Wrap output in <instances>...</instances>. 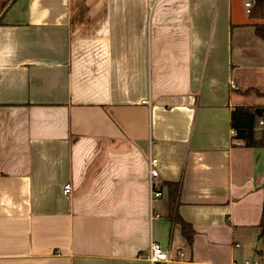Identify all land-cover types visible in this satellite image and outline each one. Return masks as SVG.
I'll return each mask as SVG.
<instances>
[{"label": "crops", "instance_id": "obj_1", "mask_svg": "<svg viewBox=\"0 0 264 264\" xmlns=\"http://www.w3.org/2000/svg\"><path fill=\"white\" fill-rule=\"evenodd\" d=\"M246 1L0 0V264H264V149L231 127L264 106Z\"/></svg>", "mask_w": 264, "mask_h": 264}, {"label": "trees", "instance_id": "obj_2", "mask_svg": "<svg viewBox=\"0 0 264 264\" xmlns=\"http://www.w3.org/2000/svg\"><path fill=\"white\" fill-rule=\"evenodd\" d=\"M252 18L262 19L264 18V0H257L256 4L250 12ZM255 34L264 40V23L254 24ZM254 91L259 96H264V93L255 89H248L244 93H250ZM262 108L263 112L261 117L257 115L256 110ZM264 123V106L260 105H236L231 111V127L234 130L233 138L238 141H242L247 147L252 148H264V125L259 127V121ZM161 187L164 190L168 188V203L169 211L173 220L181 224L182 233L189 243L194 239V228L186 222L177 212V204L179 197V184L175 182L161 183ZM261 233L260 236L264 242V207L263 214L260 222Z\"/></svg>", "mask_w": 264, "mask_h": 264}, {"label": "built area", "instance_id": "obj_3", "mask_svg": "<svg viewBox=\"0 0 264 264\" xmlns=\"http://www.w3.org/2000/svg\"><path fill=\"white\" fill-rule=\"evenodd\" d=\"M257 0H247L245 2V8L247 13L250 14L252 8L256 4ZM232 86H234L232 84ZM264 125L263 121H259V127H262ZM148 176H149V185H150V198L151 202L154 199L163 197L164 190L161 187V183L158 181L159 177V171L157 169V159L154 158L152 155L149 156L148 160ZM71 193V185L66 184L63 189L64 195H69ZM181 254V253H180ZM149 259L152 262H158V261H169L170 256L168 254V251L163 248V246L157 242H152L150 246V253H149ZM245 264H251L249 261H246ZM254 264H258V262H255Z\"/></svg>", "mask_w": 264, "mask_h": 264}, {"label": "water", "instance_id": "obj_4", "mask_svg": "<svg viewBox=\"0 0 264 264\" xmlns=\"http://www.w3.org/2000/svg\"><path fill=\"white\" fill-rule=\"evenodd\" d=\"M256 112H257V115H258L259 117H261L262 112H263V109H262V108H259V109L256 110ZM164 194H165L166 196H167V194H168V188H167V187L164 188Z\"/></svg>", "mask_w": 264, "mask_h": 264}, {"label": "rangeland", "instance_id": "obj_5", "mask_svg": "<svg viewBox=\"0 0 264 264\" xmlns=\"http://www.w3.org/2000/svg\"><path fill=\"white\" fill-rule=\"evenodd\" d=\"M263 149H264V148H263ZM263 152H264V151H263ZM260 164H261V165H260L259 168L263 170V169H264V153H263V155H262V158H261V162H260Z\"/></svg>", "mask_w": 264, "mask_h": 264}]
</instances>
